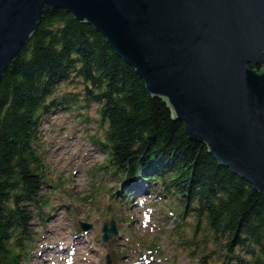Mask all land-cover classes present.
<instances>
[{
	"label": "trees",
	"instance_id": "obj_1",
	"mask_svg": "<svg viewBox=\"0 0 264 264\" xmlns=\"http://www.w3.org/2000/svg\"><path fill=\"white\" fill-rule=\"evenodd\" d=\"M92 105L103 168L122 184V197L165 198L182 218L172 232L198 264H264L261 192L187 134L101 31L63 8L46 12L0 81V264L28 263L34 213L47 204L44 116Z\"/></svg>",
	"mask_w": 264,
	"mask_h": 264
},
{
	"label": "water",
	"instance_id": "obj_2",
	"mask_svg": "<svg viewBox=\"0 0 264 264\" xmlns=\"http://www.w3.org/2000/svg\"><path fill=\"white\" fill-rule=\"evenodd\" d=\"M51 8L101 31L187 134L264 196V0H0V81ZM117 231L105 222L103 239Z\"/></svg>",
	"mask_w": 264,
	"mask_h": 264
},
{
	"label": "rangeland",
	"instance_id": "obj_3",
	"mask_svg": "<svg viewBox=\"0 0 264 264\" xmlns=\"http://www.w3.org/2000/svg\"><path fill=\"white\" fill-rule=\"evenodd\" d=\"M102 136L94 105L44 116L38 148L44 155L47 204L34 213L27 264L49 259L52 264H86L81 247L95 250L93 264H198L172 232L182 218L170 212L165 198L150 191L121 196L122 184L103 168L107 156L96 142ZM112 220L118 231L104 240V224ZM81 221L91 228L84 230ZM183 229L191 234L189 226ZM45 249L50 254L41 255Z\"/></svg>",
	"mask_w": 264,
	"mask_h": 264
},
{
	"label": "bare ground",
	"instance_id": "obj_4",
	"mask_svg": "<svg viewBox=\"0 0 264 264\" xmlns=\"http://www.w3.org/2000/svg\"><path fill=\"white\" fill-rule=\"evenodd\" d=\"M66 249H67V247H63V250L62 251H66ZM45 251L47 253H45ZM45 251H43L41 255H48V254H50V250L45 249ZM81 251L83 252L82 255H85V259L87 260L86 261V264H93V259H92V256L91 255H93V252H95V250H87L86 247H81V248H79V254L81 253ZM45 259H46V256H45ZM42 264H52V263L50 262V259H49V260H46L45 262H43Z\"/></svg>",
	"mask_w": 264,
	"mask_h": 264
}]
</instances>
